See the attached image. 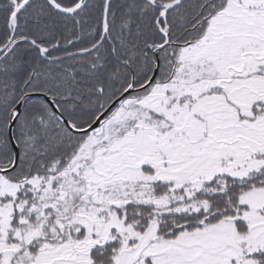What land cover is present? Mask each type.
Segmentation results:
<instances>
[{
  "label": "snow or ice",
  "instance_id": "1",
  "mask_svg": "<svg viewBox=\"0 0 264 264\" xmlns=\"http://www.w3.org/2000/svg\"><path fill=\"white\" fill-rule=\"evenodd\" d=\"M0 264H264V0H0Z\"/></svg>",
  "mask_w": 264,
  "mask_h": 264
}]
</instances>
